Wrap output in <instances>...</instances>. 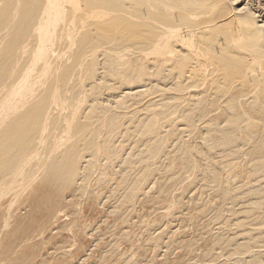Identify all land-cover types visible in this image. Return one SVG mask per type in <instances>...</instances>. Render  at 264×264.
<instances>
[{
    "label": "bare ground",
    "instance_id": "bare-ground-1",
    "mask_svg": "<svg viewBox=\"0 0 264 264\" xmlns=\"http://www.w3.org/2000/svg\"><path fill=\"white\" fill-rule=\"evenodd\" d=\"M264 0H0V264H264Z\"/></svg>",
    "mask_w": 264,
    "mask_h": 264
},
{
    "label": "rangeland",
    "instance_id": "rangeland-1",
    "mask_svg": "<svg viewBox=\"0 0 264 264\" xmlns=\"http://www.w3.org/2000/svg\"><path fill=\"white\" fill-rule=\"evenodd\" d=\"M257 14L261 16V19L260 20H263L262 17L264 18V14H260V13H257Z\"/></svg>",
    "mask_w": 264,
    "mask_h": 264
}]
</instances>
